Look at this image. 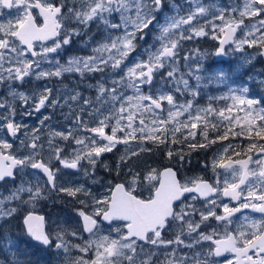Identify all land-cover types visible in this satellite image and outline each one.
<instances>
[{"label":"snow or ice","instance_id":"1","mask_svg":"<svg viewBox=\"0 0 264 264\" xmlns=\"http://www.w3.org/2000/svg\"><path fill=\"white\" fill-rule=\"evenodd\" d=\"M202 38L218 42L216 57L245 46L264 56V0H0V187L11 184L0 221L22 218L31 240L63 252L62 264H264V101L241 86L199 104V89L229 79L223 69L201 74L205 54L185 42ZM74 43L79 53L63 58ZM64 108L66 125L53 127ZM37 114L38 126L16 121ZM237 138L248 143L204 161L212 182L181 178L193 151ZM121 145L115 167L103 163ZM161 147L168 163L134 164ZM101 164L114 173L103 193L61 179L82 171L103 184L93 178ZM61 198L77 219L53 230L36 208Z\"/></svg>","mask_w":264,"mask_h":264},{"label":"rangeland","instance_id":"2","mask_svg":"<svg viewBox=\"0 0 264 264\" xmlns=\"http://www.w3.org/2000/svg\"><path fill=\"white\" fill-rule=\"evenodd\" d=\"M201 2L204 4H227L228 0H201ZM238 35H242V33H238ZM185 44L186 47L198 49L200 53L205 54L204 59L201 62L204 66V71L201 73L202 75L207 77L209 74H211L212 71L223 69L229 77L226 84L209 83L207 88L199 89L201 95L197 97V100L199 101V104L201 106L206 105L208 103L209 96L226 94L228 92L229 87L239 88L241 86H248L250 89V96L258 100L264 101V85H261L259 83V81L264 80V63L261 59V56L257 55L259 49L247 48V46H245V51L242 53H230L228 56L222 57L221 60H216V56L211 55V53L217 46V41H213L208 38H202L193 42H185ZM72 53H79V48L75 43L70 48L66 49V51L62 54V57L66 58L67 55ZM246 56L254 57V59H252L251 64H245L243 62L244 57ZM45 67H47V65H45ZM182 71H187V69L182 68ZM68 80L71 83L70 79ZM91 82L95 83V80H91ZM37 83L43 85L44 82L41 81ZM203 83H207V79L203 80L202 84ZM190 84L194 86L195 80L191 79ZM82 91L86 96H94L95 94L93 91L88 90L86 87H82ZM177 98L180 100L185 99V97L180 96L179 93H177ZM17 103L19 102L17 101ZM61 103H63V101H61ZM223 103L225 102H219V104L221 105ZM42 111L44 112V114H47L48 110ZM61 111L67 112L68 109H57L55 112L56 118L51 122L52 126L58 129L63 128L67 123L64 121L63 116L60 114ZM39 115L40 114H37L32 117H21L20 115H17L16 121L18 123L27 124L29 128H31L34 125L38 126ZM56 120H59L61 123H56ZM216 135H218L217 132L210 131V137H214ZM197 139H200V137H198ZM217 144L218 142L208 149H197L196 151H193V153L198 151L199 154L203 156L204 160L201 162L194 161V163H186L182 168H180L181 178L183 179L185 176L202 175L204 178H208V180L213 181L211 171L205 170L202 165L204 161L209 160L213 156V154L217 152ZM14 145L15 147H19V140L14 141ZM118 147L120 151H114L113 153H105L103 155V163L108 164L112 168L115 167L116 161L120 153L123 151L124 146L121 145ZM149 147H152V145L149 144ZM185 150L187 151V149ZM160 151L163 152V147H161ZM151 154L154 153L152 152ZM147 158L148 156H145L143 158V161L146 164L145 166L141 164V160L138 158H136L134 164L138 166L140 170H145L149 166H160V164L148 163ZM85 167H87V165H85ZM177 167H179V164H177ZM65 173L66 176L62 177V180L71 179L74 183L77 184L85 183L94 191L100 193H103L105 191L107 182L110 179H114V173L110 175L107 171H105L103 164L97 167L93 177L95 179L103 181V184H92L91 180L88 177H85L82 171L76 173L73 170H65ZM10 187V183L5 184L3 187H0V193L6 195V189ZM67 199L68 198H61L60 200L51 199L41 201L37 205L36 212L39 214H46L47 223L49 226H51L53 230H55L54 222L61 223L63 226L69 228L75 225V220L77 218L72 212L73 205L65 202ZM0 225H2V227H0V264H62L64 255L63 252H61L60 255L57 256L54 249H44L43 247L34 244L30 239L26 237L25 232L22 228V218L11 219L8 222L0 221ZM85 238H87V236H85ZM168 238H170V236ZM68 239L73 243H83V240L77 241L74 240L71 236H69ZM71 254L73 256L81 255V253L76 252L75 249H73Z\"/></svg>","mask_w":264,"mask_h":264},{"label":"flooded vegetation","instance_id":"3","mask_svg":"<svg viewBox=\"0 0 264 264\" xmlns=\"http://www.w3.org/2000/svg\"><path fill=\"white\" fill-rule=\"evenodd\" d=\"M5 11V13H7V11L8 10H4ZM37 17H38V13H37ZM39 18V17H38ZM80 51V50H79ZM67 80V81H66ZM65 80V83H70L69 82V80L68 79H66ZM55 82V81H54ZM25 87H31V85H27V86H25ZM2 93H4V89L3 88H0V94H2ZM10 138V137H9ZM11 139V138H10ZM228 143H242V144H244V145H246L247 143H248V141L246 140V139H244V140H241V139H239V138H237L236 140H228V141H222V142H218V144H217V152L218 151H221L222 150V148L224 147V146H226ZM163 151H164V149H163ZM154 152H156L155 151V149L153 150V153ZM157 152H160V151H157ZM206 152V151H205ZM196 154H198L199 152L197 151V152H195ZM195 153H191V156L190 157H186V159H188V160H190V162H192V157H193V155L195 154ZM145 157V154H142V156L141 157H139L138 159H140L141 161L140 162H142L143 163V158ZM162 163H168V161L166 160V159H164L163 160V162ZM153 164V163H152ZM189 171H192V170H189ZM206 180H208V178H205ZM210 182H212V180H209ZM224 202H228L227 201V199H225L224 200ZM198 206H202V204L201 205H198ZM50 209V208H49ZM218 212L220 211L219 209L217 210ZM244 212L245 213H248V210H244ZM37 214H39V213H37ZM220 214H222V212L220 213ZM248 214H250V215H252V216H258V214H255V213H248ZM41 215H44L45 217H46V214L45 213H43V214H41ZM241 216V213H237L236 214V217H234V219L235 220H237V222H238V218ZM194 219H196V220H199V216L197 215V216H195L194 217ZM46 220H47V218H46ZM211 223H212V225H215L216 224V222L213 220V221H211ZM233 227H235V225H233ZM202 230H209V229H202ZM85 236H87V234H85ZM170 238H171V236H170ZM185 238H187V237H185ZM205 247H207V244H205ZM44 248V247H43ZM45 249V248H44ZM184 251H187L186 249H184ZM227 256H230L231 254H226ZM160 259H163V255L161 254L160 255V257H159ZM218 259H220V260H223L224 258L223 257H221V258H218ZM125 264H127V262H125Z\"/></svg>","mask_w":264,"mask_h":264},{"label":"trees","instance_id":"4","mask_svg":"<svg viewBox=\"0 0 264 264\" xmlns=\"http://www.w3.org/2000/svg\"><path fill=\"white\" fill-rule=\"evenodd\" d=\"M161 148L159 149V150H156V152H154V154H147V155H145V156H148V158H147V162L148 163H155V164H160V163H162L163 162V160L164 159H162V157H161ZM157 151H160V152H157ZM204 160V158H203V156H201L199 153L198 154H194L193 155V157H192V163H194V161H198V162H201V161H203ZM136 161V158H134V162ZM141 164L143 165V166H145L146 164L144 163V161H143V163L141 162ZM142 170V169H141Z\"/></svg>","mask_w":264,"mask_h":264},{"label":"water","instance_id":"5","mask_svg":"<svg viewBox=\"0 0 264 264\" xmlns=\"http://www.w3.org/2000/svg\"><path fill=\"white\" fill-rule=\"evenodd\" d=\"M222 57H216L217 60H220ZM263 62H264V56H261ZM27 236V235H26ZM28 237V236H27ZM29 238V237H28ZM33 241V240H32ZM35 242V241H34ZM36 243V242H35Z\"/></svg>","mask_w":264,"mask_h":264}]
</instances>
